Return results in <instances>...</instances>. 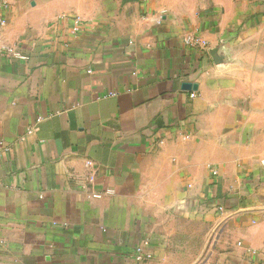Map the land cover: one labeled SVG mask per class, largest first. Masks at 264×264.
I'll use <instances>...</instances> for the list:
<instances>
[{
	"label": "crops",
	"instance_id": "1",
	"mask_svg": "<svg viewBox=\"0 0 264 264\" xmlns=\"http://www.w3.org/2000/svg\"><path fill=\"white\" fill-rule=\"evenodd\" d=\"M7 2L0 264H264V0Z\"/></svg>",
	"mask_w": 264,
	"mask_h": 264
},
{
	"label": "built area",
	"instance_id": "2",
	"mask_svg": "<svg viewBox=\"0 0 264 264\" xmlns=\"http://www.w3.org/2000/svg\"><path fill=\"white\" fill-rule=\"evenodd\" d=\"M8 5L7 0H0V9L3 7H6ZM81 21V19L79 17H76V29L77 26L79 25V22ZM6 24V20L5 19H1L0 20V25H5ZM185 43L193 46V47H202L205 48L207 47L206 42L199 36V35H188L185 38ZM2 50L4 53H6L9 56L18 58V59H23V60H28L29 56L27 54L22 53L18 48L16 47H12V46H3ZM191 96H195L194 93H192ZM87 165L91 166L92 162L91 161H87ZM212 174L213 175H217L218 172L216 169H212ZM96 198L101 197L100 193H97L94 195ZM153 259V255L151 253H148L145 250V247L143 246V244L139 245L134 252V260L137 263H145V262H149Z\"/></svg>",
	"mask_w": 264,
	"mask_h": 264
}]
</instances>
